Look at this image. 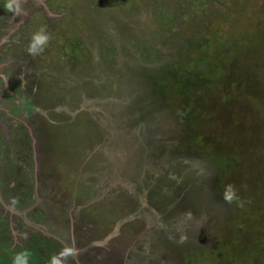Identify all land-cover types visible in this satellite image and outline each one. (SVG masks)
<instances>
[{"label":"rangeland","instance_id":"rangeland-1","mask_svg":"<svg viewBox=\"0 0 264 264\" xmlns=\"http://www.w3.org/2000/svg\"><path fill=\"white\" fill-rule=\"evenodd\" d=\"M16 2L0 264H264V0Z\"/></svg>","mask_w":264,"mask_h":264},{"label":"flooded vegetation","instance_id":"flooded-vegetation-1","mask_svg":"<svg viewBox=\"0 0 264 264\" xmlns=\"http://www.w3.org/2000/svg\"><path fill=\"white\" fill-rule=\"evenodd\" d=\"M30 12V11H29ZM28 12V13H29ZM28 13L26 14V16L24 17V18H22L19 22H17L16 24H15V27H13L12 29H10V30H8L6 33L7 34H12L14 31H16V29H17V31H19V30H23V29H25V24H26V22L29 20V17H28ZM18 35H20L21 36V34H18ZM4 38H6V37H4ZM4 41V39L3 40H1L0 41V43H2ZM16 42V41H15ZM14 45V44H13ZM4 65H0V67H3ZM6 85H3L2 87H1V90H2V95H0V96H2V97H8V96H12L13 94L12 93H10V91H8L6 88ZM23 90H24V88H23ZM14 96V95H13ZM13 105H16V106H19V109H21V105L19 104V102L17 101V99L16 100H14V103H13ZM13 118V117H12ZM14 121H15V119H14ZM25 127V126H24ZM2 128V126L0 125V129ZM24 130L26 131L27 129H25L24 128ZM22 131H23V129H22ZM29 132H30V130H28ZM2 132H4V130H2ZM23 160V159H22ZM10 167V166H9ZM8 166H7V168H9ZM13 169V168H12ZM16 169V168H15ZM2 178V180L3 181H0V195H3V193H2V187L4 186V185H6L7 187H8V190H6V193H8L7 195L5 194V196L7 197V199H5L6 200V202H0V205L3 203V204H5V205H10V204H15V205H17L18 204V202L17 201H15V200H17L15 197H17V196H19V195H14V187H17V189H18V187H20V183L18 182V181H15V183H13L12 182V179L9 181V183L7 184L6 183V181L4 180V177H1L0 176V179ZM19 183V184H18ZM23 191V195H24V190H22ZM34 192H35V190H34ZM9 196H10V198L12 197V199H10L9 198ZM34 197L36 198V195H34ZM33 197V198H34ZM24 198V197H23ZM4 201V200H3ZM37 201V200H36ZM25 202V201H24ZM36 205V204H35ZM1 206H3V205H1ZM10 207H12V208H14V206L13 205H10ZM27 208V207H26ZM25 208V209H26ZM18 211H19V209H18ZM21 211H23V210H21ZM26 213L27 212H29L30 211V208L28 207L26 210H24ZM12 217H15V215L14 216H12ZM27 220V219H26ZM11 221H12V223H11ZM11 221H9L10 223H11V226L13 227L14 226V219H12L11 218ZM18 221H20L21 222V225H22V223H23V221H21V220H18ZM17 221V222H18ZM45 221V219H43V220H40V221H38V219H36V220H34V221H30V224H33V225H35V227H37L39 224H43L44 225V222ZM25 222V221H24ZM3 223H4V221H3ZM0 225H2V222L0 221ZM7 226H9L8 225V223H7ZM16 226H17V224H16ZM40 226V225H39ZM28 228V227H27ZM27 228H25L24 227V230L26 229L27 230ZM23 230V231H24ZM34 230V229H33ZM30 233V232H29ZM30 238V237H29ZM30 239H32V238H30ZM48 239H50L51 241L53 240V238H48ZM34 240V239H33ZM36 242L38 243V244H40V245H43V247H44V251L46 250V248H47V245H46V243H43L42 241H39V240H37L36 239V241L34 240L33 242H31L30 241V244H29V246L27 247V248H25V249H21V250H16V252H15V255H17V254H19V253H26L27 254V260L25 261V262H28V264H36L37 262H38V258L39 257H36L35 255L37 254L36 252V250H34L33 249V247H32V245L34 246L35 244H36ZM54 242V241H53ZM2 243H4V241L2 242ZM14 245H15V243H14ZM27 245V244H26ZM58 245V244H57ZM41 247V246H40ZM19 248H23V247H19ZM58 251H60V250H58ZM50 252V251H49ZM34 255V256H33ZM50 255V254H49ZM13 261V260H12ZM6 262V264H8L7 263V261H5ZM75 262V261H74ZM46 263V262H45ZM44 263V264H45ZM61 263H63V262H61ZM37 264H39V263H37ZM68 264V263H67Z\"/></svg>","mask_w":264,"mask_h":264},{"label":"clouds","instance_id":"clouds-1","mask_svg":"<svg viewBox=\"0 0 264 264\" xmlns=\"http://www.w3.org/2000/svg\"><path fill=\"white\" fill-rule=\"evenodd\" d=\"M0 5H2L5 11H14V12L20 11L19 4L16 2V0H0ZM45 40H46L45 36L37 33L33 37L32 44L29 46V51L32 52L35 49H37L39 46H41L44 43ZM233 195L234 192L231 186H228L224 193V199L231 200L233 198ZM26 260H27V254L22 252L14 256L13 264H25Z\"/></svg>","mask_w":264,"mask_h":264},{"label":"trees","instance_id":"trees-1","mask_svg":"<svg viewBox=\"0 0 264 264\" xmlns=\"http://www.w3.org/2000/svg\"><path fill=\"white\" fill-rule=\"evenodd\" d=\"M222 156V155H221ZM223 166V165H222ZM7 261V260H6ZM8 264H13V261H7Z\"/></svg>","mask_w":264,"mask_h":264}]
</instances>
